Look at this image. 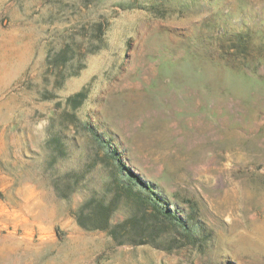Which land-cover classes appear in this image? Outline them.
Returning a JSON list of instances; mask_svg holds the SVG:
<instances>
[{
	"label": "rangeland",
	"instance_id": "374dc122",
	"mask_svg": "<svg viewBox=\"0 0 264 264\" xmlns=\"http://www.w3.org/2000/svg\"><path fill=\"white\" fill-rule=\"evenodd\" d=\"M0 264H264V0H0Z\"/></svg>",
	"mask_w": 264,
	"mask_h": 264
},
{
	"label": "trees",
	"instance_id": "16d2710c",
	"mask_svg": "<svg viewBox=\"0 0 264 264\" xmlns=\"http://www.w3.org/2000/svg\"><path fill=\"white\" fill-rule=\"evenodd\" d=\"M79 95V94H78ZM117 161H118V163L120 164L121 162L119 161V159H117ZM121 165V164H120ZM123 166V165H122ZM124 167V166H123ZM129 172V174H130V178L132 179V180H134V181H136V182H138L139 184H141L142 186H144V187H146V188H148L147 186H146V184L145 183H143L137 176H135L132 172H130V171H128ZM101 207H103V209H105V206H102L101 205ZM105 222H106V225H107V223H108V219L106 218L105 219ZM97 227H99V228H102V226H97Z\"/></svg>",
	"mask_w": 264,
	"mask_h": 264
}]
</instances>
